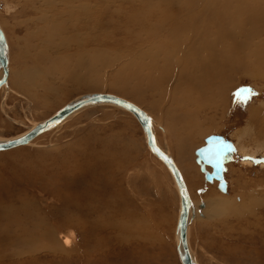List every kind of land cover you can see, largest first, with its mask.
<instances>
[{
	"label": "rangeland",
	"instance_id": "1",
	"mask_svg": "<svg viewBox=\"0 0 264 264\" xmlns=\"http://www.w3.org/2000/svg\"><path fill=\"white\" fill-rule=\"evenodd\" d=\"M136 15L140 18L142 8L133 0H0V23L9 40L11 65L9 88L0 91V139L23 134L81 95L108 93L123 97L152 115L159 145L182 168L194 201L189 244L198 263L264 264V207L244 206L251 196L264 199V167L248 159L251 166L240 167L245 161L242 128L264 126V48L260 61L250 57L247 63L242 60L247 74L233 75L236 89L228 111L224 114L212 105L200 110L204 131L189 151L184 148V153H179L174 151L173 141L180 133L169 130L155 115V98L148 94L136 97L132 90L135 80L121 78L124 73L130 74L126 67L141 45L143 27L132 23ZM263 38L254 40V45L262 47L259 41ZM241 89H251V93ZM201 90L195 98L203 100L207 89ZM175 107L156 108L169 112ZM254 110L261 112L252 119ZM206 117L208 121L215 119L217 127L205 121ZM212 135L224 136L238 148L227 167L226 194L219 189V182L205 179L196 162V151ZM230 168L241 174V184ZM39 177L37 183L27 182ZM247 179L254 182L249 188L245 185ZM0 188L21 198V202H15L17 207L28 208V203H34L39 211L34 213L42 216L46 215L45 207L67 209L58 193L74 201L82 197L95 210L87 218L88 224L105 226L103 230L96 227L88 231L90 227L84 228L88 224L78 227L65 223L61 225L64 229L53 231L61 217L46 216L45 225L39 223L41 232L29 236V240L36 239L35 246L30 241L33 248L21 244L18 239L22 235L11 240L18 241L15 245L11 237L2 239L11 244L0 245V264H182L177 251L180 197L175 182L149 151L137 119L120 108L106 104L87 108L31 145L0 152ZM219 197L231 203L234 214L216 217L224 207L216 204ZM3 201L6 204L1 207L14 204ZM55 201L58 206L53 205ZM66 213L70 215V211ZM114 218L124 229L114 230ZM51 230L55 240L48 249L41 244H46V234ZM70 230L74 231V244L66 245Z\"/></svg>",
	"mask_w": 264,
	"mask_h": 264
},
{
	"label": "bare ground",
	"instance_id": "2",
	"mask_svg": "<svg viewBox=\"0 0 264 264\" xmlns=\"http://www.w3.org/2000/svg\"><path fill=\"white\" fill-rule=\"evenodd\" d=\"M133 1H135L136 5L142 8V15L140 16V18L136 15L134 16L132 22L135 26L137 25L138 27H143L140 33L141 35L139 37V40L141 41V45L137 47L134 53L135 57H130L131 60L129 64L127 63L128 66L126 67V69L130 71V74L124 73L121 75V78L122 76L123 78L124 76H127V78H129L130 80L131 79L135 80L134 83L135 87L132 90L134 91L136 97H143L146 94H148L149 96H152L151 98H155L156 104L155 107H152V110H156L155 115H157V117H159L160 120L165 123V125L169 130L178 131L180 133L176 135L175 141H173L175 143V146L173 147L174 151L181 153L184 151V148H186V150L189 151L191 147L190 145L193 144L197 140L198 135H200V133L204 131V127H203L204 123L201 122V117H203L201 116V111L212 105L215 106V107H211L212 109L217 108L216 106H218L221 108V110H223V113L225 114L232 103L231 96H233L236 89L235 86L232 85L233 75H236L238 73L247 74L248 69L247 66H245L244 64L247 63L246 59H249V57L255 59V62H257L260 61L261 57L263 58L264 56L262 53V48H264V38H263L264 37V0H133ZM147 17L149 18L147 19ZM0 28L4 33L6 42L9 47V50L7 52V58L9 61V76H8L7 84H5L0 89L1 91L6 87L7 89L9 88L8 85L11 76V65H10V46H9L7 33L5 32L4 27L2 26L1 23H0ZM55 28L58 29L60 27H55ZM261 38L263 39L260 40L259 42L262 45V47L258 45L257 46L254 45L253 41ZM241 40L243 42H241ZM144 43L145 45H143ZM242 60H245L246 63L242 64L243 62ZM250 64L253 65L254 63L251 62ZM254 65L258 66L256 64ZM248 66L256 71V67L250 66L249 64ZM3 74H4L3 69H0V80L3 77ZM198 75L200 77V79L198 78L199 80H197ZM201 89H205V90L207 89V95H203V100H201L200 97L195 98V94H197L198 97L199 91ZM209 90L210 92L208 94ZM202 91L203 90H201V92ZM95 94H108V93L84 94L72 100L67 105L74 104L87 96H91ZM110 95L119 97L130 103H133L123 97L114 94H110ZM97 105H104V104H91L85 106L84 108L71 114L65 120L58 123L49 131L53 130L54 128H58L62 126L69 118L73 117L80 111H83L87 108ZM106 105H111L116 108H120L128 112L137 119V117L131 111L123 107H119L113 104H106ZM135 105L138 106L137 104ZM156 107L157 108L175 107V109L174 111L171 110L169 112H165L162 111L161 109H157ZM139 108L143 110L151 120L152 130L156 140L157 147H159L161 150H163L168 156H170L173 159L181 175L183 176L185 185L187 187L191 199V206L189 208V218L187 225V243H188L189 251L191 253V256L195 264H199L194 254L192 253L189 244L190 226H191L192 218L194 217V213L192 212L194 201L192 199L187 181L185 179V176L183 175L182 168L179 167L177 161L173 158V156L169 152L164 150V148H162L159 145L155 131L156 129L155 119L143 108L141 107ZM198 110L199 111L201 110L199 112L200 115H198ZM256 112L260 113L261 110L252 111L251 112L252 116L257 115L258 117V114H256ZM184 119H190V120L185 121ZM137 121L139 122L138 119ZM205 121H208L207 117ZM208 122L211 123V126L213 128L217 127V122L215 119L210 118ZM39 123L35 124L29 130H27L26 132H24L19 136L0 139V142L21 138L27 135L30 131H32ZM49 131L35 137L34 139L28 141L26 145L20 146L18 148L31 145L35 140H37L39 137L43 136L44 134H47ZM144 135L147 139V135L145 132ZM260 135L261 136L263 135L262 137H264V129L260 131ZM224 138L227 140L226 137ZM230 142L234 145L236 150V152L230 158L232 159L233 156L237 153V147L232 141ZM260 143L262 144L264 149V140H260ZM147 145H148V140H147ZM148 148L151 154L155 156L157 159H159L161 163L167 168V170L169 171L170 175L172 176L175 182L179 194V189L176 184V181L171 171L167 167V165L156 154H154L151 151L149 145ZM0 152H4V151H0ZM100 159L102 158L100 157ZM229 163L230 161L225 165L226 173H227V166L229 165ZM209 169H211V167L207 166L206 171L210 172ZM226 173H224V178L226 177ZM31 174H32L31 172L27 173L28 176H31ZM37 179L38 181H40L41 177L27 180V182L37 183ZM215 181L217 180H214L213 182L211 181L208 182L214 183ZM195 182L197 181L195 180ZM253 183L254 182L249 183V180H247L245 182V185L249 188V186H251ZM108 184L111 183L108 182ZM243 185L244 183L242 184V186ZM248 190L251 191L250 189ZM227 191H228V183H227ZM58 194H59L58 197L62 199L59 200L61 201L64 208L67 209L62 210L60 208L52 209V207L49 208L45 207L43 210L46 215L42 216L34 213L35 211L39 213L37 208H36L37 210H35L34 203L32 202L28 203L27 204L28 208L17 207L15 205V202L17 203L21 202V198L16 197L14 194L11 195L9 191H4L3 188H0V219L2 220V222L0 223L2 225L0 227V245L3 243V245L7 247L8 245L11 244L12 242L11 240L14 241L16 237L22 235L18 240L21 242L23 246H26V248L35 246L36 239L29 240V236L30 235L36 236V234L38 233L37 231H39L38 228L40 227L39 223L45 225L43 221L47 220V217L49 219L61 217L60 219H58L57 222H55L54 227L52 228L53 231H56L59 227L63 228L64 226L61 225L65 223L69 225L77 224V226L79 224L87 225L88 224L87 218L91 214L95 213V210L91 208L94 207L92 206L93 204L90 203L86 204L83 201V199H81L82 197L74 201V199L71 196H70L71 199H67L68 196L67 197L64 196L65 199H63V195H61L60 193ZM258 197L259 196L256 197L251 196L250 199L248 200L249 204H245L244 206L252 205L251 207L253 208V206L256 207L257 205H259L264 207V203L262 204L264 199ZM3 200H7L12 203L14 202V204L11 205L9 204L7 206L5 205V207H1L2 204H6L5 201ZM215 201L217 202L216 204H218V206L220 205V203L224 204V207L221 210L217 208L219 211L216 217L217 216L220 217L221 215L224 216V214H228V213L229 214L235 213L233 210H231L230 206L232 208L234 207L231 205L229 201L220 197L215 199ZM107 202L108 199H106L104 204L107 205ZM57 203L58 202L55 201L53 205L56 204L58 206ZM101 205L102 204H100V206ZM228 208H230L229 212H227ZM66 211H70V215H68ZM180 211H181V198H180ZM179 217H180V212H179ZM223 218L225 219V217ZM116 220L117 219L114 218V230L121 231L124 228H122V226L119 225L118 223H115ZM99 221L101 223L102 220ZM88 227H90V230L88 231H92L96 227H100V228L102 227L101 228L102 230L103 228H105V226L101 224L100 225L88 224V226L84 228L87 229ZM110 228H112V226ZM19 230H21V232H19ZM126 230L128 229L126 228ZM177 230H178V223L176 228L177 248H178V246L180 245V238H179L180 236ZM51 232L52 230L49 231L48 235L46 234L47 236V238H45L46 244L41 242L42 243L41 245L48 249H51L54 246L53 242L55 239L53 238L52 241ZM69 234L70 236L68 237L66 235L67 238L64 240V244L66 245H71L73 243L74 231L70 230ZM9 237H11L10 239L11 242L2 241V239H8ZM30 241H32V246ZM16 242H12V244L15 245L17 244ZM23 246H22L23 250L24 249L26 250V248H24ZM14 249H16V247ZM19 253L20 252H18V256Z\"/></svg>",
	"mask_w": 264,
	"mask_h": 264
},
{
	"label": "water",
	"instance_id": "3",
	"mask_svg": "<svg viewBox=\"0 0 264 264\" xmlns=\"http://www.w3.org/2000/svg\"><path fill=\"white\" fill-rule=\"evenodd\" d=\"M9 50L3 31L0 28V69H3L4 74L0 80V89L7 84L9 76V61L7 58V52ZM91 104H113L119 107H123L131 111L139 120L144 132L147 135L148 145L151 151L156 154L171 171L176 184L179 189L181 198V211L178 221V232L180 238V245L178 246V253L182 264H195L191 253L189 251L187 243V225L189 218V208L191 206V199L185 185L183 176L181 175L178 167L173 159L168 156L163 150L157 147L156 140L152 130V124L147 114L141 110L138 106L130 103L119 97L110 94H95L87 96L80 101L66 105L54 116L39 123L32 131L27 135L4 142H0V151H8L26 145V143L35 137L49 131L61 121L65 120L71 114ZM236 152L234 145L222 136L214 135L205 140V145L196 151L197 163L201 166V170L205 173V177L208 181H219V189L226 193L227 182L224 178L226 173L225 165L231 161L232 155ZM209 166L212 172H207L206 167Z\"/></svg>",
	"mask_w": 264,
	"mask_h": 264
},
{
	"label": "crops",
	"instance_id": "4",
	"mask_svg": "<svg viewBox=\"0 0 264 264\" xmlns=\"http://www.w3.org/2000/svg\"><path fill=\"white\" fill-rule=\"evenodd\" d=\"M252 116V115H251ZM253 119V118H252ZM251 119V120H252ZM256 119V118H255ZM261 126V125H260ZM258 126V127H254V126H249V128H242L243 130L241 131L242 134H240V138L242 139V146H243V157L245 159L244 163H240V167L243 168L245 166H251V162L248 163L247 159L254 162H257L258 164H260L262 167H264V156H260L264 154V149L262 144L260 143V140H264V137H262L260 135V131L264 129V126ZM258 128V130H257ZM259 135V136H258ZM257 137V138H256ZM255 138V139H254ZM259 138V139H258ZM261 138V139H260ZM246 140V141H245ZM258 140V141H257ZM262 146V147H261ZM238 149V148H237ZM259 150V152H258ZM261 150V151H260ZM238 151V150H237ZM248 155H250L248 157ZM254 156V157H253ZM240 159V158H237ZM234 161V160H233ZM231 161V162H233ZM239 162V160H238ZM232 164V163H231ZM229 163V165L227 167H229L231 165ZM228 169V168H227ZM210 172H212V169H209ZM230 172L234 175L237 174V179L239 180V183L241 184L242 179L239 178L241 176V174L237 171V169H231L230 168ZM228 175V174H227ZM227 177V176H226ZM238 180H236L237 184ZM249 180V179H247ZM244 183V181H243ZM218 184V183H217ZM230 186V185H229Z\"/></svg>",
	"mask_w": 264,
	"mask_h": 264
},
{
	"label": "snow or ice",
	"instance_id": "5",
	"mask_svg": "<svg viewBox=\"0 0 264 264\" xmlns=\"http://www.w3.org/2000/svg\"><path fill=\"white\" fill-rule=\"evenodd\" d=\"M240 92H248V93H251V89H241ZM236 95L239 96L240 93H237Z\"/></svg>",
	"mask_w": 264,
	"mask_h": 264
},
{
	"label": "flooded vegetation",
	"instance_id": "6",
	"mask_svg": "<svg viewBox=\"0 0 264 264\" xmlns=\"http://www.w3.org/2000/svg\"><path fill=\"white\" fill-rule=\"evenodd\" d=\"M231 164V163H230Z\"/></svg>",
	"mask_w": 264,
	"mask_h": 264
}]
</instances>
